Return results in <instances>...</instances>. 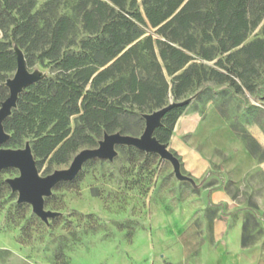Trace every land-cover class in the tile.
Masks as SVG:
<instances>
[{"label": "trees", "instance_id": "1", "mask_svg": "<svg viewBox=\"0 0 264 264\" xmlns=\"http://www.w3.org/2000/svg\"><path fill=\"white\" fill-rule=\"evenodd\" d=\"M66 1L36 8V0H0V105L17 65L14 46L26 67L51 66L26 84L2 121L5 145L28 142L38 168L68 162L104 133H142L145 113L170 96L184 97L204 78L234 82L240 55L252 67L264 63V0H73L71 13L61 12ZM259 25L261 35L245 43ZM211 60L217 68L205 65ZM185 108L181 103L164 112L152 133L156 140L170 141ZM125 147L130 161H162L155 152ZM255 219L253 211L245 216L243 245Z\"/></svg>", "mask_w": 264, "mask_h": 264}, {"label": "rangeland", "instance_id": "2", "mask_svg": "<svg viewBox=\"0 0 264 264\" xmlns=\"http://www.w3.org/2000/svg\"><path fill=\"white\" fill-rule=\"evenodd\" d=\"M46 1L36 0V8ZM72 1L63 2L58 10L71 13L67 4ZM260 25L249 33L245 43L261 35ZM14 50L20 56L17 71L20 69L29 78L50 72L48 64L26 67L22 50L17 46ZM237 61L239 74L230 75L234 82L204 78L184 97L175 100L170 96L168 103L186 104L178 124L191 112L204 115L207 109H214L252 149L253 155L264 159V147L259 143L264 139V63L252 67L241 55ZM213 62L204 61L207 67L217 68ZM6 80L4 85L9 93ZM188 136L182 134L186 141ZM101 140L102 137L96 145L81 149L98 147ZM169 140L165 148L176 165L162 157L156 164L150 160L130 161L132 156L125 144H116L111 159H87L73 179L58 181L43 196V211L49 213L45 219L33 211L31 203L18 201V191L11 189L9 181L20 175L19 169L0 168V264H144L150 255H163L161 248L154 245L151 249L147 242L155 243L169 232L175 235L180 229V218L192 220L198 214L206 201L203 191L219 187L225 180L223 172L212 170L199 177L190 174L184 168V156L175 149L174 136ZM0 148L20 147L7 146L4 141ZM72 156L58 165L45 161L40 168L36 167L37 173L44 177L65 169ZM247 180L264 186L260 171L252 172Z\"/></svg>", "mask_w": 264, "mask_h": 264}, {"label": "crops", "instance_id": "3", "mask_svg": "<svg viewBox=\"0 0 264 264\" xmlns=\"http://www.w3.org/2000/svg\"><path fill=\"white\" fill-rule=\"evenodd\" d=\"M179 119L171 136L184 156V168L195 177L210 170L223 172L225 180L203 191L206 201L198 214L192 220L180 218L175 235L169 232L155 243L147 242L151 249L161 248L163 255H150L144 264H264V186L247 180L254 171L264 175V159L249 152L214 109L204 115L191 112L178 124ZM252 211L256 222L247 224L243 245L242 225Z\"/></svg>", "mask_w": 264, "mask_h": 264}, {"label": "water", "instance_id": "4", "mask_svg": "<svg viewBox=\"0 0 264 264\" xmlns=\"http://www.w3.org/2000/svg\"><path fill=\"white\" fill-rule=\"evenodd\" d=\"M16 56L17 65L15 69L17 71L20 56ZM39 78L31 77L20 83L19 75L16 72L13 78L6 80L9 93L8 97L0 105V143L6 141L9 137V134L3 129L2 121L9 116L12 107L16 106L18 93L27 83L36 81ZM176 104L181 103L171 101L158 110L151 112L152 114L145 113L143 115L145 127L139 136L121 134L120 132L104 133L98 147L79 150L72 156L67 168L54 170L44 177L37 173L35 159H33L31 146L28 142H25V145L20 148H0V168L16 166L19 169L20 175L9 181L11 189L18 191V201L31 203L33 211L39 217L45 219L49 213L43 211V196L50 192L51 187L58 181L73 179L82 164L89 158H113L116 144L133 145L144 151L155 152L162 158L172 160L176 165V160L167 152L165 144L160 143L152 135L154 128L160 124V119L164 112Z\"/></svg>", "mask_w": 264, "mask_h": 264}, {"label": "bare ground", "instance_id": "5", "mask_svg": "<svg viewBox=\"0 0 264 264\" xmlns=\"http://www.w3.org/2000/svg\"><path fill=\"white\" fill-rule=\"evenodd\" d=\"M18 75H19V81L20 83L21 82H24L26 81L27 79H29L30 76L26 75V73H24L23 71H21L20 69L17 71ZM20 86V85H19Z\"/></svg>", "mask_w": 264, "mask_h": 264}]
</instances>
